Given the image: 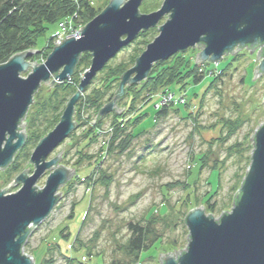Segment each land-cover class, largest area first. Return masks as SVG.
Returning a JSON list of instances; mask_svg holds the SVG:
<instances>
[{
    "label": "rangeland",
    "instance_id": "obj_1",
    "mask_svg": "<svg viewBox=\"0 0 264 264\" xmlns=\"http://www.w3.org/2000/svg\"><path fill=\"white\" fill-rule=\"evenodd\" d=\"M5 1L7 0H0V5ZM80 1L74 0L77 4ZM83 1L103 11L111 0ZM162 2L163 0L157 10ZM139 13L149 14L140 10ZM74 19H79V22L74 23ZM65 20H73L69 23L70 29L63 30V23L67 22ZM167 20L168 16L165 15L157 26L152 28L154 32L151 31L147 37L150 41L148 44L158 36V27ZM84 26L86 25L78 12H74L59 22L57 28L52 26L46 32L37 46L31 49L37 51L31 55L34 61L27 62H35L36 66L44 64L53 47L60 46L63 40L70 38L71 32H77ZM61 31L63 33H60ZM80 35L81 32L79 37ZM137 37L107 62L111 68L121 63H129L130 57L138 48H143L141 44H137L138 39L140 40ZM47 48L51 51L45 58ZM260 49L261 46H258L250 54L249 49L244 48L233 55L222 56L216 64L200 63L203 71L213 73V78L221 75L213 85L210 84L213 79L211 76H207L198 85L188 84L187 82L191 81L187 80L183 90H180L179 85L171 87L175 93L174 99L170 98L172 91H168V88L160 89L161 92L138 112L146 116L135 126L134 132H146L139 135L124 153H120L115 147L113 151L107 150L113 133V114L118 113L111 112L99 119L102 126L95 130V133L92 132L96 136L94 137L89 131L91 122L96 117L95 110L86 109L81 112L83 121L89 119L84 126H80L75 120V111L73 121L77 125L76 130L71 132L47 159L55 158L68 145L62 152L57 167L74 169V176L78 174L81 180L72 182L73 176L58 189V202L49 216L31 229L22 252L35 258L37 262L43 257L41 264H78L71 260L77 257H80L81 264H160L159 254L176 255V251L181 255L179 251L185 250L188 245L189 233L184 223L187 211L185 208L179 212L175 211L174 205L184 196L185 184H189L190 188L194 187L195 196L197 200L200 199L194 208L202 206L206 216L210 214L214 220H218L222 212L229 213L231 208L233 209L234 195L240 189L251 163L254 141L249 139L264 124V73L253 80L254 70L262 61L261 57L256 60ZM200 51L196 46L183 53L194 56L195 60ZM100 71L94 80H91V85L89 83L88 92L98 85L107 72ZM31 73L32 69L28 68L20 73V77L26 79ZM82 77L83 74L80 78ZM52 79L53 77L48 84ZM57 84L62 83L56 82L55 85ZM52 88L42 82L33 94V103L29 105L20 123L26 122V140L15 154H18L16 163L19 165V171H12L14 156L11 164L5 170H0V191L6 189L23 171L28 169L27 175L33 173L34 166L29 162V157L39 143L36 136L40 134L41 139L51 132L55 118H58L59 123L65 107L58 109L57 113L54 112V103L50 96ZM114 91L115 89L112 90ZM59 93L62 94L60 90ZM63 97L66 96L60 95V99ZM143 101L144 97L138 101L137 106ZM118 103L120 105L119 101ZM161 104H173L174 106H170L173 110H168L152 127L155 109ZM175 108L180 112H176ZM118 109L120 110L119 106ZM134 116L132 114L131 117ZM47 120H50L48 125ZM130 129L131 126L127 128V133ZM39 130L40 132H37ZM202 157H205V160L200 161ZM96 163L98 165L94 181L84 179ZM200 164L205 167L200 175H197ZM50 172L46 171L36 181L37 191L44 188ZM176 182L182 185L165 190L166 185ZM20 188V184L12 185L5 192L12 194ZM209 194L210 204L214 203L215 207L214 211L207 213L203 202L204 197ZM61 225L66 226V231L58 237L57 230ZM135 225L146 231L142 247L157 240L151 249L141 253L140 260L136 257L140 252L130 243ZM46 247L50 249L48 252ZM80 248L86 249L88 257L93 259L89 261L88 258L81 257V254L74 257L75 253L73 254L71 249ZM173 257L177 259V256Z\"/></svg>",
    "mask_w": 264,
    "mask_h": 264
},
{
    "label": "water",
    "instance_id": "obj_2",
    "mask_svg": "<svg viewBox=\"0 0 264 264\" xmlns=\"http://www.w3.org/2000/svg\"><path fill=\"white\" fill-rule=\"evenodd\" d=\"M143 1L111 0L98 16L79 29V38L70 37L53 47L44 64H29L27 59L37 51L28 50L0 65V170H5L25 143L26 122L20 123L40 84L52 88L56 82L69 80L81 55L91 56L90 66L68 100L59 123L40 139L29 157L33 173L27 175L28 169L23 171L0 191V264H34L22 247L31 229L41 224L58 202V189L74 176V169L57 167L68 145L55 158H47L76 130L75 104L85 88L139 33L156 27L162 17L168 16L158 27V36L122 74L118 90L99 110L96 119L111 112L119 114L122 109H118L117 103L126 88L143 83L155 63L196 46L201 49L196 64H216L224 55H233L244 48L251 54L261 46L256 60L261 57L262 61L254 70L253 80L264 73V0H163L159 10L140 14ZM28 68L32 73L26 79L21 78L20 73ZM251 140L254 141L251 163L234 195L231 212H222L218 220L210 214L206 216L202 206L188 212L184 219L189 233L186 249L179 251L181 255L176 251V255L159 254L160 264H264V124ZM46 171L51 172L45 186L37 191L35 183ZM18 184L21 188L17 192H5Z\"/></svg>",
    "mask_w": 264,
    "mask_h": 264
},
{
    "label": "trees",
    "instance_id": "obj_3",
    "mask_svg": "<svg viewBox=\"0 0 264 264\" xmlns=\"http://www.w3.org/2000/svg\"><path fill=\"white\" fill-rule=\"evenodd\" d=\"M160 1L161 0L153 2L151 0H145L140 6L139 10L142 13H150L156 11L160 6ZM101 11L102 9H100L99 7L90 6L83 0H81L79 4L74 2V0H7L3 2V4L0 5V65L6 63L17 54H22L28 50H31L32 48H35L38 42L46 35V32L52 26L57 28L59 22L72 15L74 12H78V15L83 20L84 25H86L91 20H93ZM74 22L78 23L79 19H75ZM151 31L154 32V29L139 33L137 39L140 38V40L138 39L137 44H141L143 48H138L137 52H135L130 57L129 63H121L113 66L112 68L109 64H106L100 71V73H103L105 71L107 72L104 75V78L98 83V85L93 87L89 92V86L85 88L83 94L81 95L75 106V120L78 122V124H80V126L86 125L88 123L87 120H89L87 119L83 121L81 119V112L83 113L86 109H93L96 113V119L97 113L104 106V104H107L112 100L114 94L118 90L122 74L134 65L135 59L143 52L145 47L150 42L147 37L149 36ZM50 38L51 37H49L48 40H50ZM50 51L51 49L47 48V50L45 51L46 54L44 55L45 58ZM27 61L32 62L34 60L30 57L27 59ZM90 63V54L85 53L81 55L75 70V74L69 80L65 81L62 84H57L54 86V88L51 89L50 96L52 98V102L54 103V112L57 113L58 109L61 110L63 107H65L64 105H66L68 100L76 93L81 80L80 76L84 74V72L89 68ZM207 76H211L212 79L213 73L206 72L205 70L203 71L202 65L195 63L194 56H187L186 53L183 52L175 54L168 60L157 62L152 67L148 78L141 84L128 86L126 88L124 97L119 100L120 105L118 103V106L120 109H122L123 112L121 114H113V133L107 150L113 151L115 147L119 149L120 153H124L130 147L131 143L136 138H138L139 135L146 132V130L134 132L135 126L146 116V114H139L138 112L148 102L152 101V99L158 93H160L161 90L168 88V91L171 92V87L174 85L181 86L180 90H183L185 89L187 80L191 81L187 82L188 84L192 83L193 85H198ZM220 76H215L210 84L213 85V83L220 79ZM113 89H115L114 92H112ZM59 90L62 94L59 93ZM171 94L175 93H173L172 91ZM60 95L66 97L60 99ZM143 97L144 101L142 102V104L137 106L138 101H140ZM155 105L156 104H154V106ZM172 105L161 104L160 107L155 109L152 127L156 124L158 119L161 118V116L166 115V112L172 109L170 108V106ZM174 110H176V112L178 113L180 112L178 108H175ZM132 114L135 115L133 118L131 117ZM50 120L46 121V125L50 123ZM53 123L55 127L58 124V118H55L53 120ZM101 126L102 122L99 121V119H96L94 125H90L89 133L93 135L92 132L95 133V130L99 129ZM129 126H131V129L130 132L127 133V128ZM37 132H40V130ZM36 139L38 142L40 141V134L36 136ZM117 140L119 141L115 146L114 144H116L115 142ZM17 158L18 154L17 156H15L14 164L11 166L13 172L19 171V165L16 163L18 162ZM202 159L205 160V157H202L199 160L201 161ZM98 163L93 165L94 167L91 168L92 171L86 174L84 176V179L94 181L96 175L95 170L97 169ZM204 167V164H200L199 168H197V175H200V172L204 169ZM75 180H81L78 174H76V176H74L73 180L71 181L74 182ZM104 184L106 185V183ZM181 185V183L176 182L174 184L166 185L164 188H166L165 190H167L169 188ZM185 187V194L182 199L174 205V209L175 211L179 212L182 210V208H185L188 213L197 206V201H199L200 199L197 200L194 187L191 186L192 188H190L189 184H185ZM210 197V194L205 196V202H203V206L205 207V211H207V213L214 211L215 207L214 203L210 204ZM234 202L235 198L233 199V203ZM198 204L200 203L198 202ZM152 214L149 215V218H151ZM65 231L66 226L61 225L60 227H58V237H61V234ZM132 235L133 237L130 243L137 252H140V257L136 256L140 260L142 255L141 253H145L148 251V249H151L152 246L157 242V240L151 242L149 246L142 247L146 231L142 227L137 225H135V227L133 228ZM45 249L47 252L50 250L47 247ZM71 250L73 254L75 253L74 257H77L78 255L80 256L81 254V257L88 258L89 261L93 259L88 257L86 249L80 248L78 250ZM33 259L35 260V264H41L43 261V257L39 259V262H37L35 258ZM71 260L77 262L78 264H81L80 257Z\"/></svg>",
    "mask_w": 264,
    "mask_h": 264
},
{
    "label": "built area",
    "instance_id": "obj_4",
    "mask_svg": "<svg viewBox=\"0 0 264 264\" xmlns=\"http://www.w3.org/2000/svg\"><path fill=\"white\" fill-rule=\"evenodd\" d=\"M65 21H67V20H65ZM73 20H71L70 22H72ZM74 21H75V19H74ZM69 21H67L66 23H63V27H64V29L63 30H65V29H70V25H69V23H70ZM75 23V22H74ZM69 25V26H68ZM67 26V27H66ZM60 33H63V31H61ZM79 34H80V32L79 31H77V32H71V35H70V37H72V36H76V37H79ZM64 36H65V34H64ZM171 96L172 97H170V98H172V99H174L173 98V96H174V94H171ZM171 99V100H172Z\"/></svg>",
    "mask_w": 264,
    "mask_h": 264
}]
</instances>
